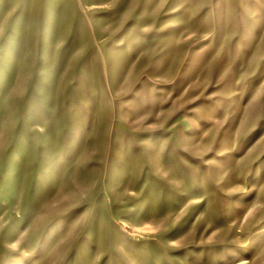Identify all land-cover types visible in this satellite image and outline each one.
I'll return each mask as SVG.
<instances>
[{
  "label": "rangeland",
  "instance_id": "1",
  "mask_svg": "<svg viewBox=\"0 0 264 264\" xmlns=\"http://www.w3.org/2000/svg\"><path fill=\"white\" fill-rule=\"evenodd\" d=\"M0 264H264V0H0Z\"/></svg>",
  "mask_w": 264,
  "mask_h": 264
}]
</instances>
